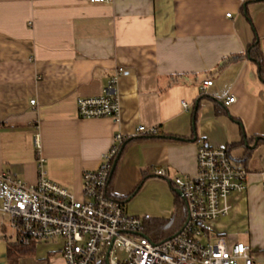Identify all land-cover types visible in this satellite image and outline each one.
Masks as SVG:
<instances>
[{
  "label": "crops",
  "instance_id": "1",
  "mask_svg": "<svg viewBox=\"0 0 264 264\" xmlns=\"http://www.w3.org/2000/svg\"><path fill=\"white\" fill-rule=\"evenodd\" d=\"M248 1L0 0V174L37 183L38 136L50 178L81 198L85 170L121 133L110 194L143 220L171 219L177 188L154 170L195 175L201 141L226 147L248 187L211 229L264 264V80L245 56L254 41L264 55V1ZM118 68L120 122L80 118L77 100L102 94ZM141 125L159 132L137 136ZM31 244L0 233V264H64L60 239Z\"/></svg>",
  "mask_w": 264,
  "mask_h": 264
},
{
  "label": "built area",
  "instance_id": "2",
  "mask_svg": "<svg viewBox=\"0 0 264 264\" xmlns=\"http://www.w3.org/2000/svg\"><path fill=\"white\" fill-rule=\"evenodd\" d=\"M114 72L102 94L77 100L80 118L106 117L120 122L117 85L125 72L122 68ZM212 84V80L204 81L203 91ZM235 101L231 95L225 105ZM30 102L36 104L34 99ZM158 132V128L141 125L136 135L156 136ZM125 141L126 137L117 133L98 169L85 170L79 198L50 178L37 136L38 182L28 184L16 176L0 174V233L19 244L60 239L64 264H257L250 245L240 241L230 244L211 229L213 222L230 213V196L248 187V169L235 161L226 147L201 141L195 175L170 177L163 168L154 170L181 192L187 212L182 228L157 242L145 233L143 219L129 214L126 203L109 192L113 166Z\"/></svg>",
  "mask_w": 264,
  "mask_h": 264
},
{
  "label": "trees",
  "instance_id": "3",
  "mask_svg": "<svg viewBox=\"0 0 264 264\" xmlns=\"http://www.w3.org/2000/svg\"><path fill=\"white\" fill-rule=\"evenodd\" d=\"M251 1L260 2V1H264V0H250L247 2V4ZM243 10H245L244 7H243ZM245 56H247V58L257 62L258 66H259V70H260V76H261L262 80H264V55H263V52L260 48V42L254 41L253 44L249 45L247 50H246ZM241 57H242L241 55L235 56L232 59H229L228 61L237 60ZM153 137H155V136H153ZM125 144H124V146H125ZM123 147H122L121 151L123 150ZM119 154H118V156H119ZM244 159H246V158H244ZM113 174H114V172H113ZM113 174H112V176H113ZM112 176H111V178H112ZM131 195H129V197ZM176 199H177L176 200V206H175V210L173 211V213H174L173 217L171 219L145 218V220H143L144 231L152 240L160 242V240H164V239L174 235L176 232H178L182 228L181 226L185 223L186 218H187L186 204H185L183 198H181L179 195H176ZM121 200L126 203V199L125 200L121 199ZM15 247H16V252H18L20 254H31L34 251V247L32 244L31 245H17Z\"/></svg>",
  "mask_w": 264,
  "mask_h": 264
},
{
  "label": "water",
  "instance_id": "4",
  "mask_svg": "<svg viewBox=\"0 0 264 264\" xmlns=\"http://www.w3.org/2000/svg\"><path fill=\"white\" fill-rule=\"evenodd\" d=\"M115 165H116V161H115V163H114V166H113V171H114V168H115ZM177 194L179 195V196H181V192L177 189Z\"/></svg>",
  "mask_w": 264,
  "mask_h": 264
}]
</instances>
